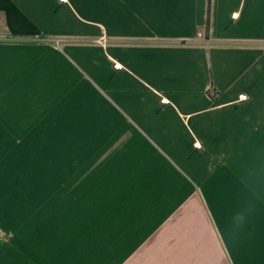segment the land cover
<instances>
[{"label":"crops","instance_id":"obj_1","mask_svg":"<svg viewBox=\"0 0 264 264\" xmlns=\"http://www.w3.org/2000/svg\"><path fill=\"white\" fill-rule=\"evenodd\" d=\"M0 174L94 258L214 264V195L264 174V0H0Z\"/></svg>","mask_w":264,"mask_h":264},{"label":"rangeland","instance_id":"obj_2","mask_svg":"<svg viewBox=\"0 0 264 264\" xmlns=\"http://www.w3.org/2000/svg\"><path fill=\"white\" fill-rule=\"evenodd\" d=\"M33 176L0 174V264H188L169 252L161 254L162 246L155 244L124 261L92 257L90 249L75 242V227L60 226L53 211L50 216L43 211L41 196H30ZM226 181L214 195L219 203L211 219L221 254L213 253L211 261L264 264V174H227ZM94 254L106 253L100 248Z\"/></svg>","mask_w":264,"mask_h":264},{"label":"trees","instance_id":"obj_3","mask_svg":"<svg viewBox=\"0 0 264 264\" xmlns=\"http://www.w3.org/2000/svg\"><path fill=\"white\" fill-rule=\"evenodd\" d=\"M209 29H210V19L208 20V25H207V32L209 33Z\"/></svg>","mask_w":264,"mask_h":264},{"label":"snow or ice","instance_id":"obj_4","mask_svg":"<svg viewBox=\"0 0 264 264\" xmlns=\"http://www.w3.org/2000/svg\"><path fill=\"white\" fill-rule=\"evenodd\" d=\"M241 99H244V97H241Z\"/></svg>","mask_w":264,"mask_h":264},{"label":"built area","instance_id":"obj_5","mask_svg":"<svg viewBox=\"0 0 264 264\" xmlns=\"http://www.w3.org/2000/svg\"><path fill=\"white\" fill-rule=\"evenodd\" d=\"M60 42H57V44H59Z\"/></svg>","mask_w":264,"mask_h":264}]
</instances>
